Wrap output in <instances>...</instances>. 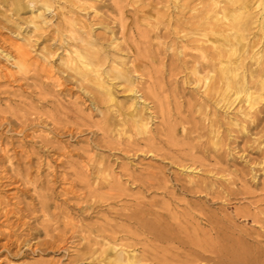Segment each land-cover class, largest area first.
<instances>
[{
	"label": "bare ground",
	"instance_id": "1",
	"mask_svg": "<svg viewBox=\"0 0 264 264\" xmlns=\"http://www.w3.org/2000/svg\"><path fill=\"white\" fill-rule=\"evenodd\" d=\"M101 1L28 0L37 14L14 20L0 0V100L11 93L7 86H27L38 104L19 111L0 101V258L13 249L17 255L67 252L66 245L84 240L73 262L264 264V211H254L264 199L230 212L179 199L191 195L215 205L251 197L250 185L264 174V0H110L112 10L104 5L108 10L100 13ZM9 10L17 12L19 0ZM56 10L54 23L45 12L54 17ZM91 11L93 24L82 17ZM37 41L56 47L35 54ZM59 49L65 54L55 69L49 60ZM68 84L86 101L66 106ZM188 86L194 87L186 99ZM95 111L102 113L99 122L92 121ZM150 120L159 125L152 129ZM86 132L102 138L74 154L87 159L83 165L61 138ZM238 142L240 151L261 154L250 151L232 177ZM95 149L157 158L182 173L112 163L90 155ZM59 166L71 173L60 175ZM76 184L85 190L78 197L83 202L70 207L97 220L64 235L50 228V240L33 243L24 220L45 216L54 198ZM14 185L31 188L35 203L7 199ZM151 194L170 203L149 204ZM123 201L131 204L113 207ZM242 219L260 230L241 228ZM85 229L96 235H83Z\"/></svg>",
	"mask_w": 264,
	"mask_h": 264
},
{
	"label": "rangeland",
	"instance_id": "2",
	"mask_svg": "<svg viewBox=\"0 0 264 264\" xmlns=\"http://www.w3.org/2000/svg\"><path fill=\"white\" fill-rule=\"evenodd\" d=\"M4 3V7L8 10V16L12 17L14 20H19V17L21 18H30L33 15L37 14L32 13L30 11V8L26 7V5L24 3L27 4L28 0H19V10L17 12H12L9 10L12 1L13 0H1ZM137 4H140V0H136ZM98 7L102 6V10H100V13H104V11H107L108 9L106 7H103L104 5H109V9L111 8V1L110 0H103L101 1V3H97ZM99 10V9H98ZM112 10V9H110ZM41 12V11H40ZM54 14H56L54 17H52V14H48L47 12H45L46 16L50 18H52L53 22L55 23V21H58V11L56 10L55 12H53ZM84 16H86L87 18H85ZM94 16V12H87V15H83L82 17L84 19H87L90 23V21H92V24L95 23V18ZM96 31V34L98 33H102L103 29L99 28ZM5 36L6 37H12L13 40L19 42V37H17V35H11L9 31L5 32ZM65 37L67 36L64 35ZM160 42H166L165 40L161 39ZM34 48L33 51L35 52V54H39L42 51V48L47 46V45H51L52 47H56V45H53V42H42V41H37L33 43ZM62 46V45H61ZM62 49L58 50V54L55 57H51L49 62L50 65H52L55 69H60L62 68L61 66V60L59 58L64 56L65 53L62 52ZM44 53V52H43ZM4 63H2L3 65ZM67 86H69V88H72V90H70L68 93L65 94L66 97L63 98V103L70 107L71 103L75 102V100H78L79 104H81L82 102L86 101V98L84 99V96L82 95V91L76 87L77 85L75 84H68ZM193 87L194 86H188L186 88V99L189 97L191 91H193ZM7 90H9L11 93L8 94H4L2 97H4L3 99H1V104H2V108H9V109H13V110H22V108L24 106H22L23 104H31L32 102H34V106L38 105L37 104V99L35 98L34 94H32L31 92H33L32 89H28L27 86H23V87H19V86H15V85H10L7 86ZM32 95L34 96V98L32 97ZM120 96L122 94H119ZM119 101L122 103H128L127 99L124 98L123 96L119 97ZM89 102V101H88ZM129 104H127L126 106H128ZM45 106V105H44ZM43 110L49 111L50 110V106H45L43 108ZM103 111V110H102ZM90 113V112H87ZM93 118L92 121L93 122H99L101 121V117H102V113L99 112H91ZM151 124V128L154 129L157 125H159L158 123H154V121L152 122V120H150ZM95 131V130H94ZM102 136L100 133H95L93 135V133L91 132L90 134L88 132L84 133L83 135H77L75 137H63L61 138L62 141L64 142L65 145L68 146L69 150L71 151V153L73 154V159L75 160H80L82 161L83 165H86L87 163V159H79L78 156H74L75 153H78L79 150L82 149H86L89 148L92 145V142L96 139H101ZM242 141V140H241ZM240 141V142H241ZM241 144L236 143L233 144V149L234 151V155H235V159L234 161H231V171L232 173V177H236L235 175V170L236 168H242L245 164V160L244 158L246 157V155H248V153L250 154V151L254 152V154H251L252 157L258 158V155L256 152L261 154L260 150H252L251 148L248 149V151L244 152V151H240V146ZM244 145V144H243ZM264 147V145H263ZM92 149V148H90ZM260 151V152H259ZM98 155L97 157H101L104 159H108L110 160L112 163L116 164L118 162L124 163V164H129L130 166H132L133 168L136 169H142L145 168L147 166H157V167H163L165 168V170L167 171L168 174H176L179 175L180 173H182V170L175 167H171V165H168L165 161H162L160 159L157 158H152L148 156H137V157H133V156H124L119 152H114V151H110V150H105V149H101V150H94L91 152L90 155ZM57 171L59 172L60 175L62 174H66L69 175L71 173L70 170L59 166L57 167ZM48 172V171H47ZM47 172H44L42 175L46 174ZM186 172V171H185ZM260 174V173H259ZM261 176H260V180L259 182H255L252 183V185H250V190L251 192H253V196L251 197H237V198H233L229 201V203H218L215 205H210L206 203L205 198H199V197H195V196H186V195H180L179 199H184L187 203H191L197 206H204L209 208L211 211H215L217 212V209L221 208V209H226V212H230L233 208H238V209H247L248 207H250V204L252 202H255L256 200H261L264 199V174L263 172H261ZM34 177H36L39 181H41V179L43 180L44 177H40L38 174H34ZM195 176H198L200 180H207V174H202L199 173ZM40 178V179H39ZM181 179H185L188 180L187 176L184 174L180 175ZM252 181V180H251ZM71 182V179H70ZM17 185H14V188L7 190L5 192V197L7 199L10 200V198L15 199V200H19V198L21 200H23L26 204H31L33 205L35 203L34 201V195H33V191L31 190V188H23V187H16ZM70 187V185L68 183H62V187ZM57 193L58 191H60L61 186L57 185ZM73 191L72 193H69V195H65V196H56L54 198V200L51 202V208L50 210L47 212V214L44 216L43 214L36 213L33 216H31L30 218H26L24 221L27 222L28 224V228L27 231L31 234V236H29V239L33 240L34 242H44L47 240H50V238L46 237V231L49 230L50 228V233L53 232L56 229V233L55 234H60V235H64V234H69V230L73 229V230H78L79 231V227H88L90 225H92L93 222H95L97 220V218H95L96 215H92L91 219L90 218H84L80 215L77 214V211L74 209L76 206L70 207V205H75V203L77 202H83L80 201L78 199V197H83L85 190H83V185L80 184H76L73 187ZM69 199V200H68ZM67 200V201H66ZM145 201H147V203L151 204V203H158V204H164V203H170V201L168 200V198L163 197L160 194H151L149 196L146 197ZM131 201H123L119 204L114 205L113 207H115V209H120L121 207H123L124 205H130ZM259 206L258 207H254L255 208V212L258 211H264V201H262L261 203H257ZM172 207V204H171ZM58 216V218L55 220V218ZM49 221V222H48ZM201 221V219H200ZM238 225L241 228L244 229H248L254 232H258L260 230V227L257 225H253L252 222H248L247 220L242 219ZM204 227V226H203ZM5 228V227H4ZM87 229H85V231L82 232L83 235L85 236H89V235H96V234H92L89 231H86ZM26 231V232H27ZM28 238V237H27ZM59 242V241H58ZM86 243V241L84 240H78L76 241L74 244H69L66 245L65 247L68 248V246H70V248L68 249L67 252L64 251H60L57 252V250H54L53 252H50L51 250H47V251H43V252H38L36 254H30L28 253L27 255L21 254V255H17L14 254V252H16V249H13L10 254L6 253L4 254L1 258H0V264H84V262H73L75 256L78 254V251L82 248V246ZM203 264V263H202Z\"/></svg>",
	"mask_w": 264,
	"mask_h": 264
}]
</instances>
